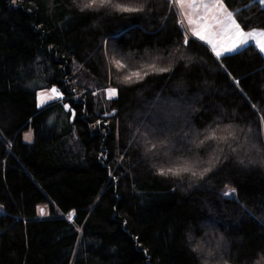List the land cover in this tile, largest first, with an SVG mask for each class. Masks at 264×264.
<instances>
[{"label": "trees", "instance_id": "trees-1", "mask_svg": "<svg viewBox=\"0 0 264 264\" xmlns=\"http://www.w3.org/2000/svg\"><path fill=\"white\" fill-rule=\"evenodd\" d=\"M119 2L144 11L0 0V264H264V58L185 44L171 0ZM186 161L211 171L160 175Z\"/></svg>", "mask_w": 264, "mask_h": 264}, {"label": "snow or ice", "instance_id": "snow-or-ice-1", "mask_svg": "<svg viewBox=\"0 0 264 264\" xmlns=\"http://www.w3.org/2000/svg\"><path fill=\"white\" fill-rule=\"evenodd\" d=\"M171 2L177 6L181 14L184 16L187 24L190 27L191 33L194 37L201 41H205L211 46L212 51L216 57L219 58L224 54H235L241 55L250 48H255L258 53L264 58V27H251L243 26L237 19H244L241 15L245 9H250L254 4H260L264 6V0H248L245 4L244 9L236 8L233 5L230 10L225 0H171ZM84 8L99 10L101 8H111L121 13H136L144 11L143 5L130 6L124 3H120L119 0H84ZM184 21H181L183 26ZM184 43H188L187 35ZM113 64L116 69L123 70L127 68V65L122 63L120 60L113 59ZM170 69L167 67H158L155 63L149 64L146 68L142 67L139 70L129 71L123 77V82L134 83L143 79L144 76L152 72H167ZM238 84L239 81H236ZM109 99L118 95L116 88H108L104 90ZM62 93L56 88H52L50 93L41 92L39 96L40 104L43 105L49 100L60 99ZM226 135H217L213 131L210 135L205 137V140L219 141L223 144H229L230 140H236V134L228 131ZM26 140L30 141L31 136H26ZM204 141H201L203 144ZM218 146V145H217ZM229 147L231 145L229 144ZM232 148V151H235ZM222 151V149H221ZM215 159V157H213ZM209 164L212 160L208 161ZM209 171L210 167H205L203 170H198L195 164L185 162L176 167H169L167 169H161L160 175H173L181 176L185 173H190L193 177L205 176ZM41 215L46 214L43 208L40 209ZM69 219H72V214L69 215Z\"/></svg>", "mask_w": 264, "mask_h": 264}, {"label": "rangeland", "instance_id": "rangeland-1", "mask_svg": "<svg viewBox=\"0 0 264 264\" xmlns=\"http://www.w3.org/2000/svg\"><path fill=\"white\" fill-rule=\"evenodd\" d=\"M179 12H180V10H179ZM180 16H181V21H184V24H183V26H182V28H183V30L185 31V33H186V35L188 36H193L192 35V33H191V30H190V27L191 26H189L188 24H187V21L185 20V18H184V16L181 14V12H180ZM247 30V29H246ZM194 37V36H193ZM196 38V37H195ZM198 39V38H197ZM202 42H204L210 49H211V46L210 45H208L205 41H202ZM212 50V49H211ZM213 52V51H212ZM52 88H56L60 93H62L55 85L54 86H51V87H48V88H45V89H40V90H38V92H37V104H38V106H42L41 104H40V100H39V96H40V93L41 92H45V93H50L51 92V89ZM110 88H114V87H110ZM53 100H56V99H53ZM49 101H51V100H49ZM48 101V102H49ZM31 136V140H32V138H33V131H32V129L30 128V129H28V130H26L24 133H23V137H24V139H25V137L26 136ZM26 140V139H25ZM28 141V140H27ZM41 208H43L44 210H45V208L44 207H41Z\"/></svg>", "mask_w": 264, "mask_h": 264}, {"label": "crops", "instance_id": "crops-1", "mask_svg": "<svg viewBox=\"0 0 264 264\" xmlns=\"http://www.w3.org/2000/svg\"><path fill=\"white\" fill-rule=\"evenodd\" d=\"M214 53V52H213ZM215 54V53H214Z\"/></svg>", "mask_w": 264, "mask_h": 264}]
</instances>
